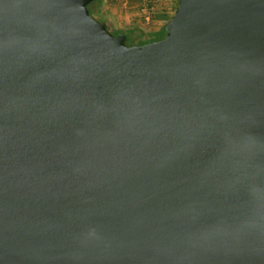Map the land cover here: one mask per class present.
I'll return each mask as SVG.
<instances>
[{
    "label": "water",
    "instance_id": "obj_1",
    "mask_svg": "<svg viewBox=\"0 0 264 264\" xmlns=\"http://www.w3.org/2000/svg\"><path fill=\"white\" fill-rule=\"evenodd\" d=\"M92 1L0 0V264H264V0Z\"/></svg>",
    "mask_w": 264,
    "mask_h": 264
},
{
    "label": "rangeland",
    "instance_id": "obj_2",
    "mask_svg": "<svg viewBox=\"0 0 264 264\" xmlns=\"http://www.w3.org/2000/svg\"><path fill=\"white\" fill-rule=\"evenodd\" d=\"M158 1H160V3L159 4L156 3L155 11H158L160 9L164 10L166 9V7H168V13H166L165 15L166 17H171L178 3L177 0H157V2ZM134 2L136 1L131 0L128 6L123 7L120 1L118 0H100V5L98 7L96 15L98 16L100 20L109 22L114 28H121V27L127 26L122 23H118V19H116V15L118 12L119 13L126 12V10L130 8V3H134ZM134 4L135 5L132 7V14H133L132 17L134 18V20H136L135 26H137L139 29H141L145 33L153 31L154 29H157V26H156L158 25L157 22L154 21L153 19H152L153 21L151 20L150 23L145 22L139 10V5L137 3H134ZM154 16H156V14H154ZM169 19H167V21Z\"/></svg>",
    "mask_w": 264,
    "mask_h": 264
},
{
    "label": "trees",
    "instance_id": "obj_3",
    "mask_svg": "<svg viewBox=\"0 0 264 264\" xmlns=\"http://www.w3.org/2000/svg\"><path fill=\"white\" fill-rule=\"evenodd\" d=\"M156 3L159 4L160 1L157 2L156 0ZM99 5H100V0H93L92 2H90L87 5L89 12L93 15H96V11L98 10ZM160 10L162 11V9ZM153 18H154V15H153ZM164 18L166 21L159 31H150L146 33L143 32L138 27L126 26V27H121V28H114L109 22L107 21L105 22H106L107 28L111 30L113 35L124 34L126 36L125 43L127 45H132V44H143V43H147L153 40L161 39L165 35V25H166L167 19H169L170 17L164 16Z\"/></svg>",
    "mask_w": 264,
    "mask_h": 264
},
{
    "label": "crops",
    "instance_id": "obj_4",
    "mask_svg": "<svg viewBox=\"0 0 264 264\" xmlns=\"http://www.w3.org/2000/svg\"><path fill=\"white\" fill-rule=\"evenodd\" d=\"M134 3H137V2H134ZM134 3H130V8L128 10H126V12H123V13L118 12L117 13L116 19H118V23H122V24L127 25V26L137 27V26H135L136 20H134V18L132 17V15H133L132 14V7L135 5ZM166 13H168V7H166V9H164L162 11L158 10L155 12L157 17L154 16L153 20L156 21L158 25H156L157 29H154L153 31H159L161 29L162 25L165 22L164 16H166L165 15ZM124 27H126V26H124Z\"/></svg>",
    "mask_w": 264,
    "mask_h": 264
},
{
    "label": "built area",
    "instance_id": "obj_5",
    "mask_svg": "<svg viewBox=\"0 0 264 264\" xmlns=\"http://www.w3.org/2000/svg\"><path fill=\"white\" fill-rule=\"evenodd\" d=\"M122 4L123 7L129 5L131 0H118ZM139 5V10L143 16L145 22L150 23L153 19V15L155 14L156 9V0H134Z\"/></svg>",
    "mask_w": 264,
    "mask_h": 264
},
{
    "label": "flooded vegetation",
    "instance_id": "obj_6",
    "mask_svg": "<svg viewBox=\"0 0 264 264\" xmlns=\"http://www.w3.org/2000/svg\"><path fill=\"white\" fill-rule=\"evenodd\" d=\"M97 12V11H96ZM97 16V15H96ZM98 17V16H97Z\"/></svg>",
    "mask_w": 264,
    "mask_h": 264
}]
</instances>
